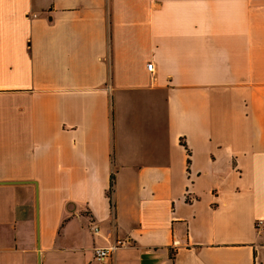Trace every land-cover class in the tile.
<instances>
[{
  "label": "crops",
  "instance_id": "0c3cea01",
  "mask_svg": "<svg viewBox=\"0 0 264 264\" xmlns=\"http://www.w3.org/2000/svg\"><path fill=\"white\" fill-rule=\"evenodd\" d=\"M0 264H264V0H0Z\"/></svg>",
  "mask_w": 264,
  "mask_h": 264
},
{
  "label": "built area",
  "instance_id": "2783aa9c",
  "mask_svg": "<svg viewBox=\"0 0 264 264\" xmlns=\"http://www.w3.org/2000/svg\"><path fill=\"white\" fill-rule=\"evenodd\" d=\"M147 68H148V71L152 72L154 69L153 63H149ZM92 231L94 233L99 232L98 228L93 227V226H92ZM127 244H129L127 241H117V242H115V243H113L107 247L96 248L94 251V257L99 261H105V260L111 258L118 248L123 247ZM177 244H178V242H175V245H177Z\"/></svg>",
  "mask_w": 264,
  "mask_h": 264
}]
</instances>
